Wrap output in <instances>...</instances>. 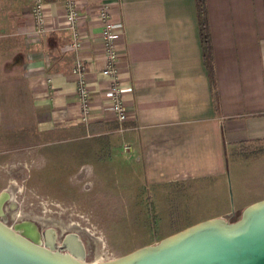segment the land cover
I'll list each match as a JSON object with an SVG mask.
<instances>
[{
    "label": "crops",
    "instance_id": "crops-1",
    "mask_svg": "<svg viewBox=\"0 0 264 264\" xmlns=\"http://www.w3.org/2000/svg\"><path fill=\"white\" fill-rule=\"evenodd\" d=\"M34 1L0 0V146L33 144L49 164L76 169L84 151L80 146L70 155L69 144L104 140L117 189L136 174L156 198L169 186L217 177L224 153L264 140V0H206L216 94L195 0H78L92 15L109 4L112 21L123 24L118 65L129 121L122 126L106 110L100 28L83 14L80 53L92 103L84 126L75 53L61 16L66 0H43L45 37L36 35L31 20Z\"/></svg>",
    "mask_w": 264,
    "mask_h": 264
},
{
    "label": "rangeland",
    "instance_id": "rangeland-1",
    "mask_svg": "<svg viewBox=\"0 0 264 264\" xmlns=\"http://www.w3.org/2000/svg\"><path fill=\"white\" fill-rule=\"evenodd\" d=\"M69 147L70 155L84 151L82 168L49 164L40 150L32 168L25 162L16 175V168H0V191L9 188L16 196L18 219L77 232L89 244L91 263L120 258L202 221L229 216L234 222L246 206L264 199V140L224 153L217 177L169 186L156 198L136 174L117 189L113 153L104 140Z\"/></svg>",
    "mask_w": 264,
    "mask_h": 264
},
{
    "label": "water",
    "instance_id": "water-1",
    "mask_svg": "<svg viewBox=\"0 0 264 264\" xmlns=\"http://www.w3.org/2000/svg\"><path fill=\"white\" fill-rule=\"evenodd\" d=\"M42 237L50 249L0 221V264H264V199L246 206L234 222L229 216L202 221L106 262L84 261L77 232L57 243L50 227L43 229Z\"/></svg>",
    "mask_w": 264,
    "mask_h": 264
},
{
    "label": "built area",
    "instance_id": "built-area-1",
    "mask_svg": "<svg viewBox=\"0 0 264 264\" xmlns=\"http://www.w3.org/2000/svg\"><path fill=\"white\" fill-rule=\"evenodd\" d=\"M48 4L43 0H35L31 8V20L38 37H45L49 32L47 26ZM83 14L92 25L100 28L101 43L104 52L105 66L101 75L109 79L108 89L104 93L106 110L120 125L129 121V111L123 100L120 70L118 65L119 46L124 27L120 22H113L109 4H104L96 14H91L78 0H66L62 8V20L66 30L71 35V48L75 53V62L72 73L76 79V96L79 104V123L86 126L92 112V103L86 83L88 74L86 64L81 57L83 37L80 23Z\"/></svg>",
    "mask_w": 264,
    "mask_h": 264
},
{
    "label": "flooded vegetation",
    "instance_id": "flooded-vegetation-1",
    "mask_svg": "<svg viewBox=\"0 0 264 264\" xmlns=\"http://www.w3.org/2000/svg\"><path fill=\"white\" fill-rule=\"evenodd\" d=\"M41 148H38L33 144L26 145H15V146H0V168H16L18 172L13 171L14 175L19 173L23 166L25 167V162H30L29 167L37 163L38 153ZM3 164V166L1 165ZM27 166V164H26ZM28 172H30L28 170ZM6 181V180H4ZM18 203L16 202V196L13 197L12 192L9 188L0 191V221L10 228L12 231L16 232L18 235L27 239L28 241L38 244L41 247L50 249L47 245L45 239L42 237L43 229L50 227H41L35 222L29 220L18 219L19 214ZM55 231L54 241L60 243V238L66 237L71 232H62L57 228H52ZM78 238L84 247V261L91 263L92 251L89 249V244L85 242L80 235ZM58 249V248H54Z\"/></svg>",
    "mask_w": 264,
    "mask_h": 264
},
{
    "label": "trees",
    "instance_id": "trees-1",
    "mask_svg": "<svg viewBox=\"0 0 264 264\" xmlns=\"http://www.w3.org/2000/svg\"><path fill=\"white\" fill-rule=\"evenodd\" d=\"M195 6L198 19L202 57L208 73L210 88L212 91H214V94H216V79L213 65L212 41L207 18L206 0H195ZM214 100L215 104L217 105L218 98L215 95Z\"/></svg>",
    "mask_w": 264,
    "mask_h": 264
}]
</instances>
